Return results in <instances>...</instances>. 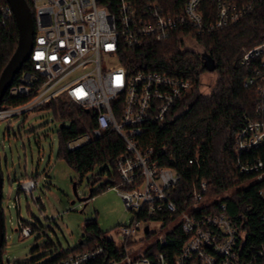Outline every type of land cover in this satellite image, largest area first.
Wrapping results in <instances>:
<instances>
[{
    "label": "built area",
    "instance_id": "2783aa9c",
    "mask_svg": "<svg viewBox=\"0 0 264 264\" xmlns=\"http://www.w3.org/2000/svg\"><path fill=\"white\" fill-rule=\"evenodd\" d=\"M211 1L215 14L206 18L203 0H185L179 12L167 11L161 0H30L34 26L30 69L5 91L0 120L39 110L59 95L94 111L92 132L67 146L72 150L107 130L124 140L125 150L115 162L120 181L113 187L134 215L130 224L118 228L119 236L49 264H264V238L256 246H246L239 225L246 213L231 214L225 201L207 197L206 179L193 180L185 207L175 202L172 193L180 174L160 165L154 142L148 140L150 127L164 123L192 86L190 79L158 70L129 74L119 60L147 38L163 40L184 27L194 35L209 34L253 9L232 0ZM13 17L10 4H0V28ZM241 63L252 67L244 85L255 87L257 100L255 118L247 117L234 136L236 168L262 181L257 193L264 200V160L246 156L264 144V42L246 49ZM6 94L21 101L6 102ZM193 159L190 163L197 161ZM37 185V179L28 177L20 181L19 191L31 193ZM261 219L264 224V211ZM152 226L164 229L155 241H148ZM16 227L21 236L33 231L22 218ZM175 236L179 245L169 249ZM136 249L133 258L130 252Z\"/></svg>",
    "mask_w": 264,
    "mask_h": 264
},
{
    "label": "trees",
    "instance_id": "16d2710c",
    "mask_svg": "<svg viewBox=\"0 0 264 264\" xmlns=\"http://www.w3.org/2000/svg\"><path fill=\"white\" fill-rule=\"evenodd\" d=\"M184 1L161 0V3L167 11L179 12ZM232 1L251 4L253 9L236 23L209 34L194 35L191 28L184 27L163 40L147 38L140 47L127 49L119 60L129 74L140 70H158L190 79L192 86L164 123L150 127L148 140L154 142L160 165L171 167L180 174L179 183L172 193V198L178 205L185 207L184 202L190 198L193 180L206 179L209 185L207 197L217 196L225 201L231 214L238 215L240 211L246 213L244 218L239 220V225L245 233L246 246H256L264 238V224L261 219L264 200L257 193L262 181L245 184L251 177L239 173L236 168L234 136L247 117L255 118L256 89L253 85H244V81L253 71L252 67L241 63V59L246 49L264 42V1ZM27 2L30 4V0ZM7 3V0H0V4ZM202 9L205 17H213V13L215 14V5L211 0H203ZM189 37L201 46V55L187 48L186 40ZM17 40L18 27L13 17L0 28V74L16 49ZM207 57L212 60V71L218 73V78L211 92L203 95L201 75L211 72L204 64ZM28 69L30 63L27 60L20 72L14 76V83L19 75ZM20 101L9 99L6 94V102L14 104ZM44 109L52 110L62 120L59 126V154L68 164L80 175L100 167L99 174L107 173L100 190L108 185H116L120 178L115 162L125 150L124 140L116 132L107 130L70 150L68 141L84 133L90 134L94 129V111H86L65 95L47 100L39 106V110ZM65 119L69 121L67 124ZM246 156L249 159L260 157L264 160V144ZM194 157H197V161L190 163L189 160ZM97 192L98 189H92L90 196ZM2 221L4 228V216ZM32 228L34 230L33 226ZM84 229L90 235L87 241L82 240L74 249L62 251L44 264H49L70 252L85 250L96 243L105 244L107 241L95 219L86 220ZM172 240L169 249L179 245V237L175 236ZM4 241L5 238L3 244ZM108 252H112L110 243Z\"/></svg>",
    "mask_w": 264,
    "mask_h": 264
},
{
    "label": "rangeland",
    "instance_id": "374dc122",
    "mask_svg": "<svg viewBox=\"0 0 264 264\" xmlns=\"http://www.w3.org/2000/svg\"><path fill=\"white\" fill-rule=\"evenodd\" d=\"M193 44V38H187V48L194 49ZM217 78L216 71L201 75L203 95L211 92ZM61 122L49 109L0 120V205L5 228L1 264H44L62 251L74 249L80 240L90 238L84 229L88 219L96 220L107 239L119 236L118 228L134 218L115 187L100 190L107 175L99 174L100 167L80 175L59 154ZM28 177L37 179V187L31 193L19 191L20 181ZM254 181L249 178L245 184ZM92 189L98 192L89 196ZM19 218L34 227L30 235L21 236L16 227ZM163 229L152 226L148 241H155ZM130 255L136 257L137 249Z\"/></svg>",
    "mask_w": 264,
    "mask_h": 264
},
{
    "label": "water",
    "instance_id": "95a60500",
    "mask_svg": "<svg viewBox=\"0 0 264 264\" xmlns=\"http://www.w3.org/2000/svg\"><path fill=\"white\" fill-rule=\"evenodd\" d=\"M10 4L15 21L18 27L17 46L11 55L7 64H5L0 74V104L3 101V95L8 87L12 84L14 76L20 72L22 65L27 61L33 46V18L30 6L26 0H7ZM205 67L209 71L214 69V65L210 58H205ZM87 110V109H86ZM3 178L0 168V203L2 201ZM90 196V195H89ZM3 212L0 205V247L3 244L4 228H3ZM147 229V228H146ZM82 242V240H80Z\"/></svg>",
    "mask_w": 264,
    "mask_h": 264
},
{
    "label": "flooded vegetation",
    "instance_id": "af4514ba",
    "mask_svg": "<svg viewBox=\"0 0 264 264\" xmlns=\"http://www.w3.org/2000/svg\"><path fill=\"white\" fill-rule=\"evenodd\" d=\"M193 47H195V48L192 49V50H195L200 55L202 54V49L199 48V45H197V43L196 44H193Z\"/></svg>",
    "mask_w": 264,
    "mask_h": 264
}]
</instances>
